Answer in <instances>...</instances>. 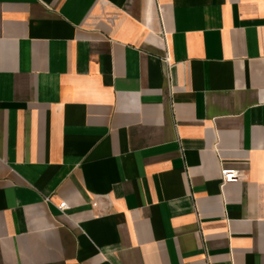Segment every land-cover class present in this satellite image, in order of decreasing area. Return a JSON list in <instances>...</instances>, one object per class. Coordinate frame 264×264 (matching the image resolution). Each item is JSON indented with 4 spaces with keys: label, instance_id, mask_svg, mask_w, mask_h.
Here are the masks:
<instances>
[{
    "label": "crops",
    "instance_id": "obj_1",
    "mask_svg": "<svg viewBox=\"0 0 264 264\" xmlns=\"http://www.w3.org/2000/svg\"><path fill=\"white\" fill-rule=\"evenodd\" d=\"M206 261L264 264V0H0V264Z\"/></svg>",
    "mask_w": 264,
    "mask_h": 264
},
{
    "label": "built area",
    "instance_id": "obj_2",
    "mask_svg": "<svg viewBox=\"0 0 264 264\" xmlns=\"http://www.w3.org/2000/svg\"><path fill=\"white\" fill-rule=\"evenodd\" d=\"M242 174L241 172L233 167H225V166H221L220 167V184L221 186H223L226 183H230V182H236L241 178ZM93 206L97 205V201H93L92 202ZM70 205L67 202H61L59 205H57V208L60 211H64L69 209ZM204 264H209V262H205Z\"/></svg>",
    "mask_w": 264,
    "mask_h": 264
}]
</instances>
